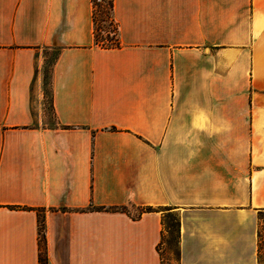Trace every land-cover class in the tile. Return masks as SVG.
<instances>
[{"label": "crops", "instance_id": "obj_1", "mask_svg": "<svg viewBox=\"0 0 264 264\" xmlns=\"http://www.w3.org/2000/svg\"><path fill=\"white\" fill-rule=\"evenodd\" d=\"M112 1L103 48L92 0H0V264L40 215L45 264H161L169 211L178 264H258L264 0Z\"/></svg>", "mask_w": 264, "mask_h": 264}, {"label": "rangeland", "instance_id": "obj_2", "mask_svg": "<svg viewBox=\"0 0 264 264\" xmlns=\"http://www.w3.org/2000/svg\"><path fill=\"white\" fill-rule=\"evenodd\" d=\"M111 0H94V10L97 17L98 24V39L103 43H108L105 38L115 39L116 38V26L113 21L111 6L109 2ZM44 67H43V80L42 86L44 91V123L53 122V112L49 99V85H50V70L51 65L56 57V50L48 49L44 51ZM48 119V120H47ZM168 214L175 215L176 212L169 211ZM168 236V235H167ZM169 237V236H168ZM162 252L163 264H178L174 254L175 242L172 244L163 243L160 246ZM258 264H264V260L259 261Z\"/></svg>", "mask_w": 264, "mask_h": 264}, {"label": "trees", "instance_id": "obj_3", "mask_svg": "<svg viewBox=\"0 0 264 264\" xmlns=\"http://www.w3.org/2000/svg\"><path fill=\"white\" fill-rule=\"evenodd\" d=\"M93 3V12H92V20L94 25V42L96 45L103 47V48H113L117 47L119 45L118 35H117V27H116V38L110 39L105 38V41L108 43L101 42L100 39H98V24H97V17L94 10V0H92ZM109 5L113 6V1L111 0L109 2ZM116 26V24H115ZM168 208H160V207H151L147 206L142 209V211H151V210H157V211H164ZM170 212L164 213L162 216V224H163V235H162V241L161 245L163 243L172 244L175 242V257L176 261L178 263V256H179V249H178V239H179V220L177 214H168ZM38 229H39V246H40V255H39V262L40 264H45L46 258L44 255V219L43 215L39 216L38 219ZM169 237H168V236ZM258 262L264 260V229L262 228V231L259 232V250H258ZM160 258H161V264H163V258H162V252L160 251Z\"/></svg>", "mask_w": 264, "mask_h": 264}]
</instances>
